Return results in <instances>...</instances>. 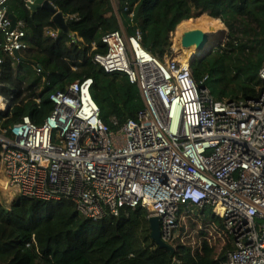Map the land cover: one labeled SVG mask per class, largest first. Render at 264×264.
I'll use <instances>...</instances> for the list:
<instances>
[{"label":"built area","instance_id":"built-area-1","mask_svg":"<svg viewBox=\"0 0 264 264\" xmlns=\"http://www.w3.org/2000/svg\"><path fill=\"white\" fill-rule=\"evenodd\" d=\"M9 1L0 0V73L2 55L26 48L23 22L11 28ZM102 42L107 53L94 62L138 86V119L116 131L105 125L90 78L52 94L55 108L42 125L24 117L0 132L8 190L40 201L68 199L93 221L143 208L160 220L168 244L183 210L196 207L200 217L208 210L223 222L216 235L232 242L223 264H264V87L258 99L216 101L196 83L190 63L174 55L159 60L140 34L115 31ZM259 77L264 83V65Z\"/></svg>","mask_w":264,"mask_h":264},{"label":"trees","instance_id":"trees-1","mask_svg":"<svg viewBox=\"0 0 264 264\" xmlns=\"http://www.w3.org/2000/svg\"><path fill=\"white\" fill-rule=\"evenodd\" d=\"M48 1L70 17L71 35L59 33L53 15L46 10L32 12L24 0L7 4L8 12L24 24L26 48L19 58L2 55L0 96L7 109L0 111V132L24 117L42 125L55 108L51 95L89 78L93 79L92 98L105 125L116 131L138 119L144 109L138 86L125 73L108 74L94 62L96 55L107 53L102 38L120 31L121 24L127 36L140 34L142 47L164 61L173 56L171 35L181 23L204 14L221 20L228 40L192 65L196 83L208 89L216 101L258 99L261 95L264 0H117L118 14L111 0ZM53 32L57 37L51 36ZM1 153L0 146V161ZM8 209L0 203V264H223L233 250L228 240L217 252L201 232L194 245H181L175 238L171 245L176 252L170 256L151 239L143 208L93 221L82 217L68 199L40 201L18 195ZM186 211L199 210L192 206ZM208 221L223 227L213 216Z\"/></svg>","mask_w":264,"mask_h":264},{"label":"water","instance_id":"water-1","mask_svg":"<svg viewBox=\"0 0 264 264\" xmlns=\"http://www.w3.org/2000/svg\"><path fill=\"white\" fill-rule=\"evenodd\" d=\"M26 2L27 7L32 11L36 12L39 10H46L53 15V23L57 25L59 29V33H63L64 35H71L68 20L66 16L57 10V8L48 0H24ZM8 18L11 20L12 29H15L19 19L14 14H8ZM194 20V19H193ZM221 21V20H220ZM222 23V22H221ZM223 24V23H222ZM224 26V25H223ZM223 38H227L228 40V30L224 26ZM223 45V40L214 41V38L210 35L204 33L201 30H193L186 32L181 39V46L184 49H190L192 47H198L199 54L193 56L190 60V65L192 66L195 62L202 60L208 54H210L213 50L218 49ZM16 58L20 57V53H15ZM149 224L151 228V239L153 242L162 250H167L170 253V256H173L176 252V249L167 242L162 240L161 236V222L157 217L149 218Z\"/></svg>","mask_w":264,"mask_h":264},{"label":"rangeland","instance_id":"rangeland-1","mask_svg":"<svg viewBox=\"0 0 264 264\" xmlns=\"http://www.w3.org/2000/svg\"><path fill=\"white\" fill-rule=\"evenodd\" d=\"M205 16H207V15L204 14V15L200 16V18L205 17ZM178 29H179V27L171 35L172 41H173V48H172L173 49V55L175 56V58L182 55L181 49L178 50L175 47V39L174 38L176 36ZM221 40H224L223 44H225L227 42V38H222ZM6 109L7 108L5 107V109H3V110H6ZM0 111H2V110H0ZM0 180H1V191H2V192H0V203L2 206H4L5 208H9L8 210H10L12 203L14 202V200L18 196L13 197L10 194H6V193L15 194V192L6 190V182H5L4 176L2 175L1 167H0ZM183 213L185 216H183V218L180 220L179 225H178L177 229L175 230V238L180 239L179 243L181 245H194V244L198 243L197 235L201 232H205L207 234L206 238H208L209 242L211 243V245L213 247H215L217 252L221 251L222 248H224L226 246L228 239L227 238H219L215 233L214 222H213V224H214L213 225L211 222L208 221L212 217L209 211H206L204 213V215L201 217L198 215H195L196 213H198V211L197 212L196 211L195 212H187L185 209L183 211ZM189 217H190V219H189ZM216 229H217V233H219L218 228H216ZM173 246L176 248L175 245H173Z\"/></svg>","mask_w":264,"mask_h":264},{"label":"bare ground","instance_id":"bare-ground-1","mask_svg":"<svg viewBox=\"0 0 264 264\" xmlns=\"http://www.w3.org/2000/svg\"><path fill=\"white\" fill-rule=\"evenodd\" d=\"M193 30L203 31L204 33L213 37L215 42L218 40L221 41V39L224 36L223 32L225 31L223 24L219 20L212 19V18H209L207 16L201 17V18L195 19V20H188V21L181 23L174 39H175L176 49H178V50L181 49V54H182L181 56H178L177 59L179 61L185 63V64L190 63V60L193 58V56H196L197 54H199L198 47L194 46L190 49H184L181 46L182 36L186 32L193 31ZM3 106H4V103H3L2 99H0V109L1 110H3L2 109ZM178 117L179 118H176L175 129H177L179 124H180V118L181 117H180V115H178Z\"/></svg>","mask_w":264,"mask_h":264},{"label":"crops","instance_id":"crops-1","mask_svg":"<svg viewBox=\"0 0 264 264\" xmlns=\"http://www.w3.org/2000/svg\"><path fill=\"white\" fill-rule=\"evenodd\" d=\"M111 2H112V5H113V7H114V10L116 11V13L118 14V1L117 0H111ZM202 9H199L197 12H200ZM207 17H209V16H207ZM118 18H119V21H121L120 20V17L118 16ZM210 18V17H209ZM195 20V19H194ZM20 21V20H19ZM20 22H22V21H20ZM120 24H121V22H120ZM180 26V25H179ZM178 26V27H179ZM177 27V28H178ZM120 31H123L125 34H126V32H125V29H124V27L122 26V24H121V30ZM127 35V34H126ZM141 94V93H140ZM142 97V96H141ZM143 100V99H142ZM144 102V101H143ZM1 172H2V170H1ZM2 175H3V173H2ZM4 176V175H3ZM4 179H5V177H4ZM5 182H6V179H5ZM6 190L7 191H10V190H8V187H7V182H6ZM0 192H2L1 191V180H0ZM6 194H10V195H12L13 197H15L17 194H13V193H6ZM4 207V206H3Z\"/></svg>","mask_w":264,"mask_h":264}]
</instances>
